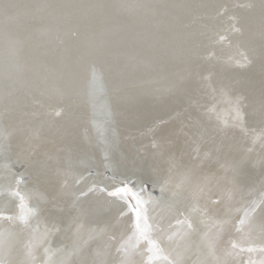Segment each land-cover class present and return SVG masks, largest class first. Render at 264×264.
I'll list each match as a JSON object with an SVG mask.
<instances>
[{"label":"bare ground","instance_id":"obj_1","mask_svg":"<svg viewBox=\"0 0 264 264\" xmlns=\"http://www.w3.org/2000/svg\"><path fill=\"white\" fill-rule=\"evenodd\" d=\"M218 10H222L221 4ZM232 30L233 26L228 28V32ZM224 35V31L217 35L222 45L226 43ZM213 42L209 40L208 50L202 53L211 50ZM228 47L232 48L231 44ZM240 51L227 57L228 62H245ZM198 75H208V70ZM231 77L232 88L240 87L239 78ZM210 83L197 81L184 89L172 98L167 110H136L117 119L110 135L113 150L104 143L99 147L87 113L59 114L62 104L42 108L16 104L11 107L14 113L3 108L8 115L0 124V258L8 264H58L57 260L66 256L62 248L70 243L65 236L67 227L74 228L83 241L88 231L116 239L113 230L125 228V217L120 209L112 215L113 199H105L103 213L99 219L88 220L87 227L84 222L79 225L80 215L68 204L62 206L60 194L75 187L73 197L81 202L99 198L100 193L91 187L104 179L105 169L111 177L129 176L135 185L144 179L150 188L164 187L166 197L165 202L150 208L154 235L163 250L153 253L155 262L143 261V254L138 253L141 241L128 245L107 239V257H101L105 264H245L255 253L263 255L245 250L244 245L250 246L256 238L264 249V237L260 236L264 234V204H260L261 190L256 189L264 186V89L257 91L264 79L255 89L254 103L243 93L227 94ZM159 85L163 83L152 87ZM199 116L207 123L198 121ZM236 156H243L241 161L253 172L243 169L244 175L238 178L224 173ZM91 169L99 173L90 174ZM70 173L68 183L66 175ZM22 175L26 179L20 183ZM34 192L46 196L35 203L40 211L32 217H19L15 208ZM122 235L127 238L128 234ZM79 257L72 256L63 264H79Z\"/></svg>","mask_w":264,"mask_h":264},{"label":"water","instance_id":"obj_2","mask_svg":"<svg viewBox=\"0 0 264 264\" xmlns=\"http://www.w3.org/2000/svg\"><path fill=\"white\" fill-rule=\"evenodd\" d=\"M222 31L225 45L217 39ZM209 40H214L210 45L213 48L202 53L208 50ZM230 44L232 48L228 47ZM239 50L247 58L245 62H228L227 57L236 56ZM204 69L208 75L198 77ZM221 76L225 77L219 84ZM231 76L239 78L240 87L232 88ZM262 79L264 0H0V124L8 115L2 109L13 112L12 105L42 108L62 104L59 114L87 113L99 147L104 143L113 150L112 125L130 112L167 110L181 91L207 80L215 89L223 88L227 94L243 93L247 101L254 103V92ZM157 82L164 86L152 87ZM263 89L264 85L257 91ZM197 119L204 121L202 116ZM236 157L239 158L235 160ZM236 157L224 173L228 171L238 178L244 175L243 169L253 172L245 160L241 161L243 156ZM91 173L99 171L91 169ZM104 173V179L91 187V191L100 193L99 198L81 202L73 197L75 187H70L65 193L60 192L62 206L68 204L80 215L79 225L84 222L88 227V220L99 219L103 213L105 199H113L117 209L114 207L112 215L122 210L125 228L113 230L116 239L88 231L83 241L74 228L67 227L65 236L70 243L62 248L66 256L59 258L58 264L78 255L79 264L104 263L101 257H107V239L126 241L128 245L141 241L143 246L138 253L143 254V261L155 262L151 260L153 253L163 250L154 235L156 226L150 208L166 201L164 187L150 188L144 179L139 183L135 180V185L129 176L111 177L107 169ZM71 175H66L68 183ZM25 177L22 175L20 183ZM125 186L128 191H117ZM258 188L263 205L264 186ZM45 198L41 192L28 194L24 203L15 206L16 214L27 218L38 213L40 207L35 203ZM16 220L22 223L20 218ZM121 232H126L127 238ZM260 236L263 238L264 234ZM259 244L253 238L250 246L244 245L245 250L263 253H255L253 260L250 258L245 264H264V249ZM5 263L8 264L0 258V264Z\"/></svg>","mask_w":264,"mask_h":264},{"label":"snow or ice","instance_id":"obj_3","mask_svg":"<svg viewBox=\"0 0 264 264\" xmlns=\"http://www.w3.org/2000/svg\"><path fill=\"white\" fill-rule=\"evenodd\" d=\"M117 191H119V192H126V191H128V189H127V187L125 186V187H123V188L118 189ZM137 199H139V198L137 197ZM137 215H139V213H137Z\"/></svg>","mask_w":264,"mask_h":264}]
</instances>
